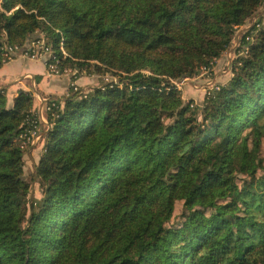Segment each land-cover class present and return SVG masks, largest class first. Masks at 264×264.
Wrapping results in <instances>:
<instances>
[{
  "label": "trees",
  "instance_id": "16d2710c",
  "mask_svg": "<svg viewBox=\"0 0 264 264\" xmlns=\"http://www.w3.org/2000/svg\"><path fill=\"white\" fill-rule=\"evenodd\" d=\"M263 9L0 0V64L5 44L43 32L68 52L61 70L118 78L46 111L39 197L15 142L34 97L0 88V264H264ZM227 53L229 76L203 103L170 84L212 73Z\"/></svg>",
  "mask_w": 264,
  "mask_h": 264
},
{
  "label": "rangeland",
  "instance_id": "374dc122",
  "mask_svg": "<svg viewBox=\"0 0 264 264\" xmlns=\"http://www.w3.org/2000/svg\"><path fill=\"white\" fill-rule=\"evenodd\" d=\"M263 13H264V9L263 11L260 10V15H262ZM255 17H258V16H255ZM253 18L251 19V21L253 20ZM41 35H46V34L43 32H38L36 37L41 36ZM5 45H8V44H5ZM64 50L66 51L68 55V52L65 49V47H64ZM229 55H231V53H227L226 56H223L222 58L217 60V63L215 64L212 73H209L208 71L203 70L196 77L185 78L181 81L170 80L169 82L170 84L174 85L177 88V90L179 91L181 97L184 99L185 102H193V103L201 104L204 102L205 97L207 96V93L209 92V90L217 88V84L222 83L225 77L229 76V71H228L229 62L227 61V58H226ZM17 56L18 57L21 56L25 58H32V59H40L38 57H30L23 53L16 54V55L14 54L10 59L3 61L0 64V66L8 62L14 61L15 59L18 58ZM46 70L48 74H51L49 73L48 69ZM87 76L90 77V75L87 74V70L82 71L81 75L75 80V82L72 81L71 76H68L69 84H70L69 89H72L73 85H77V87H79L85 92L90 90V88H87V87L84 88L83 84L79 82L81 77H87ZM92 76H94V80L91 81L90 83L93 87L105 85L110 82H113V83L118 82V78L116 76L111 75L110 73H106V74L95 73V74H92ZM26 91H29L30 93H32L34 100H35L34 106H35L36 111L39 109V99L38 98L42 97L45 101L42 104V108L45 106L44 104L47 103L49 99H51L48 96L43 97L39 95L38 93L35 92L33 88L28 89ZM72 91L74 90L72 89ZM63 95H64V98L70 97L71 91L67 90ZM45 117H47L46 113H45ZM45 129H49V127L47 128L43 127V133ZM44 146L45 145H44L43 139H41L37 144H34V145L21 146L22 149L25 150L24 177L30 186L31 195H35L36 197L41 196V193H40L39 183L35 180V167H36V163L39 162V159L44 151ZM181 210H182V206L181 204H178L176 206L175 218L173 220L174 222H176L179 219V214L181 213Z\"/></svg>",
  "mask_w": 264,
  "mask_h": 264
},
{
  "label": "built area",
  "instance_id": "2783aa9c",
  "mask_svg": "<svg viewBox=\"0 0 264 264\" xmlns=\"http://www.w3.org/2000/svg\"><path fill=\"white\" fill-rule=\"evenodd\" d=\"M260 26L258 17L253 18V20L246 26V29H249L252 26ZM249 39V38H248ZM2 60L1 63L5 60L10 59L14 54L23 53L30 57H38L45 61L49 73L54 75H65L71 76L73 82L81 75V72L76 69L64 68L61 70L60 65L62 60L68 56L64 50L63 44L60 45V53L58 54L52 49V45L49 44V40L45 35L34 37L30 39L24 47L18 45H4L2 48ZM72 89L75 92L83 93L84 91L73 85ZM29 92V91H25ZM49 101L51 105L48 104ZM43 102H45L43 100ZM36 111L35 109L27 116L25 120L24 130L16 137L15 142L23 145H34L37 144L43 135V127H50L48 118L45 117V113L51 107H56V100L49 99L47 103L44 104ZM46 109V110H45Z\"/></svg>",
  "mask_w": 264,
  "mask_h": 264
},
{
  "label": "crops",
  "instance_id": "0c3cea01",
  "mask_svg": "<svg viewBox=\"0 0 264 264\" xmlns=\"http://www.w3.org/2000/svg\"><path fill=\"white\" fill-rule=\"evenodd\" d=\"M46 69L47 66L43 59L20 56L14 61L0 66V88L7 89L10 101L13 100L20 90L26 91L31 88L43 97L48 96L49 98L63 101V94L70 90L68 76L51 75L47 73ZM93 80L94 76L90 75V77H81L79 82L83 84L84 88H92L93 86L90 82ZM38 99L40 108L44 103V99L42 97Z\"/></svg>",
  "mask_w": 264,
  "mask_h": 264
}]
</instances>
